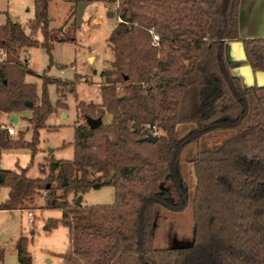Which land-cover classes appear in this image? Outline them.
Instances as JSON below:
<instances>
[{
    "label": "trees",
    "instance_id": "1",
    "mask_svg": "<svg viewBox=\"0 0 264 264\" xmlns=\"http://www.w3.org/2000/svg\"><path fill=\"white\" fill-rule=\"evenodd\" d=\"M243 1L121 0L100 103L76 104L73 159L51 160L48 174L42 167L43 178L35 180L27 169H0V191L8 190L0 212L44 194L46 209L61 212L46 229L67 230L62 264H264V87H243L231 73H264V38L240 37ZM33 6L25 28L9 20L0 26V115L23 118L31 131L29 142L22 132L0 133V151L34 153L47 119L66 108L50 102L46 85H56L59 95L71 82L43 78L39 94L25 82L33 73L20 54L41 48L50 56L57 44H75L76 18L51 29L48 1ZM228 43L241 44L243 60L226 62ZM87 119L101 125L91 130ZM147 126L160 132L155 143L141 141ZM107 179L113 204L76 205ZM71 194L76 200L69 204ZM183 213L188 238L181 234ZM27 247L26 238L16 241L19 264H31Z\"/></svg>",
    "mask_w": 264,
    "mask_h": 264
},
{
    "label": "rangeland",
    "instance_id": "2",
    "mask_svg": "<svg viewBox=\"0 0 264 264\" xmlns=\"http://www.w3.org/2000/svg\"><path fill=\"white\" fill-rule=\"evenodd\" d=\"M47 1L51 29L60 28L67 19L74 20L78 4L83 3L81 0ZM111 1L85 2L87 7L83 13L82 23L79 27L76 24L75 44H57L50 56L41 48L21 51L20 61L29 59L27 68L33 73L25 78V82L34 84L39 94L42 90L43 78L68 81L71 82V86L61 87L60 94L57 95L56 85H46L50 102L54 105L59 99L66 108L57 109L47 119L45 127L39 131V140L34 153L27 149L0 151L1 170L27 169V178L35 180L43 178L40 174L42 167L48 174V164L51 160L69 162L73 159L74 128L80 124L76 104L100 103L99 93L102 83L100 73L109 67L113 60L107 40L118 19ZM33 5L34 0H0V26L7 20L11 22L14 20L25 28L33 19ZM110 12L113 13L112 17L107 16ZM262 30L264 31V28ZM0 59H4L2 52ZM225 60L228 62L227 53ZM253 74L258 75V73ZM253 81L251 76L242 79L244 86L254 85ZM257 84L259 85V82ZM15 129L24 133L25 141H30L31 131L23 118H19ZM189 174H192L191 170ZM7 194L8 190L2 189L0 201L5 200ZM114 196V188L111 185H104L99 190H92L82 195L79 200L83 206L111 205L114 203ZM75 200L74 195L68 196L69 204ZM29 212L34 216L32 223H29L27 217ZM60 217V211L46 209L44 194L35 196L33 202L22 209L0 212V250L4 251L3 264H19L15 244L21 237L28 240L27 252L31 257V264H62L60 256L68 251L67 230L61 225L50 231L46 229L48 220H59ZM180 226L181 234L186 238L190 237L191 225L188 215L184 214L180 218ZM157 241L163 246L161 237ZM172 245L180 246L177 243Z\"/></svg>",
    "mask_w": 264,
    "mask_h": 264
},
{
    "label": "crops",
    "instance_id": "3",
    "mask_svg": "<svg viewBox=\"0 0 264 264\" xmlns=\"http://www.w3.org/2000/svg\"><path fill=\"white\" fill-rule=\"evenodd\" d=\"M264 0H245L239 6V35L242 39L264 38ZM229 62H236L242 59V50L239 43H228L225 45L224 56ZM94 58V57H93ZM89 60V58H88ZM231 73L242 79L251 76L254 85H264V74L254 75L246 67L235 68ZM243 85V83H242ZM249 85V84H247ZM243 87H249L244 86Z\"/></svg>",
    "mask_w": 264,
    "mask_h": 264
},
{
    "label": "built area",
    "instance_id": "4",
    "mask_svg": "<svg viewBox=\"0 0 264 264\" xmlns=\"http://www.w3.org/2000/svg\"><path fill=\"white\" fill-rule=\"evenodd\" d=\"M112 1L113 2L111 3V6L117 10L121 0H112ZM151 36H152V45L156 46L157 43L159 42V38H158V36L154 35L153 33H151ZM1 60L2 59H0V61ZM24 62L26 65H29V63H30L29 59H27V58L24 59ZM11 116H16V115H0V133H3L5 136H7L9 138H13L17 135L15 125L10 121ZM18 122H19V118H18ZM143 133L150 134L151 136L157 137V138L160 135L159 130L155 126L145 127ZM27 217H28L29 223H32L33 217H34L33 214L29 212L27 214Z\"/></svg>",
    "mask_w": 264,
    "mask_h": 264
},
{
    "label": "water",
    "instance_id": "5",
    "mask_svg": "<svg viewBox=\"0 0 264 264\" xmlns=\"http://www.w3.org/2000/svg\"><path fill=\"white\" fill-rule=\"evenodd\" d=\"M87 7V3L83 2V3H79L78 6H77V12H76V24H77V27L80 26V24L82 23V18H83V13H84V10L85 8ZM108 17H112L113 16V13L110 12L108 13L107 15ZM12 22H14V20H12ZM240 44V43H239ZM241 46V44H240ZM241 50H242V47H241ZM242 56H243V52H242ZM243 60V57L242 59ZM240 60V61H241ZM237 62V61H236ZM248 68V67H246ZM249 69V68H248ZM250 70V69H249ZM251 71V70H250ZM252 72V71H251ZM253 73V72H252ZM258 74H264V73H258ZM254 86V85H252ZM259 87H264V85H257ZM250 87V86H249ZM10 121L14 124V125H17L18 123V118L16 116H11L10 118ZM86 125L89 129L93 130V129H96L97 127H99L101 125V119H97V120H93V119H87L86 120ZM144 137L141 141L143 142H148V143H155L158 138L157 137H153L151 136L150 134H146V133H143ZM103 185H109L110 184V180L107 179L105 181H103L102 183ZM67 185V181L66 179L63 180V186L65 187ZM80 199V198H79ZM77 200L76 201V205H79L80 203V200Z\"/></svg>",
    "mask_w": 264,
    "mask_h": 264
}]
</instances>
